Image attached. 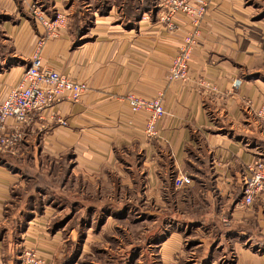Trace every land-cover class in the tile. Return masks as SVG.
<instances>
[{
  "label": "crops",
  "instance_id": "1",
  "mask_svg": "<svg viewBox=\"0 0 264 264\" xmlns=\"http://www.w3.org/2000/svg\"><path fill=\"white\" fill-rule=\"evenodd\" d=\"M84 2L81 15L91 19L89 27H73L72 20L41 46L44 31L38 34L25 24L12 28L0 47V103L37 51L43 67L89 85L80 101L61 100L31 116L24 130L35 142V165L47 178L62 179L61 159L69 154L74 166L67 182L74 184L71 192L82 209H109L114 196L127 206L131 193L139 191L140 208L155 217V227L171 218L179 223L176 229L192 228L189 240L202 241L190 245L188 255L198 254L207 264L230 256L233 264H264L254 249L264 240V191L251 204L243 194L252 164L264 159L263 23L253 20L245 0H212L188 79L169 80L179 47L195 30L191 17L174 15V30L157 18L123 24L115 17L120 15L114 0L106 14L96 11L109 3ZM0 29L7 31L5 24ZM234 76L243 79L241 87H233ZM159 92L167 114L149 134L150 112L133 109L128 97L152 99ZM20 150L2 153L1 161L23 169ZM182 173L192 182L176 188L175 177ZM25 182L21 170L0 164V226L9 222L4 211ZM180 232L173 231L163 245L179 258L186 252L173 249L181 243Z\"/></svg>",
  "mask_w": 264,
  "mask_h": 264
},
{
  "label": "rangeland",
  "instance_id": "2",
  "mask_svg": "<svg viewBox=\"0 0 264 264\" xmlns=\"http://www.w3.org/2000/svg\"><path fill=\"white\" fill-rule=\"evenodd\" d=\"M76 1L78 3L75 0L0 1V27L4 24L7 27V31L0 29V47L4 48L2 43L7 42L4 39L12 36V28L20 29L25 24L38 34L44 31L45 38L48 31L47 22L55 20L59 13L65 18L63 28L68 27L72 20L73 27L80 28L82 23H85V27H89L92 24L91 19L87 22L81 15L83 8L88 4L84 1L89 0ZM98 1H103V4L109 3L101 5L100 10L96 11L99 14L102 12L106 14L112 6V0ZM114 1L116 5L119 4L114 7L115 13L120 15L115 17L123 24L128 20L133 22L142 19L153 21L157 18L158 20L164 9L161 5L163 0H142L141 3L139 0ZM88 6L93 9L97 7L95 4ZM211 6L212 0L209 8ZM244 6L253 13V20H260L264 27V0H245ZM85 13L88 15L90 12L85 9ZM97 13L94 15H98ZM34 144L35 142L29 141L26 135L19 147L23 156L20 158L22 160L20 167L23 169L0 161V164L8 169L21 170L26 181L23 187L14 191V195L17 193V196L14 197L13 202L7 204L4 211L10 219L0 226V264H21L22 255L26 250L35 251L47 264L208 263L202 261V258L198 259L201 257L198 254L188 255L187 249L190 245H199L202 242L200 239L189 240L188 234L192 228L188 225L184 227V224H181L180 229H176L179 223L169 218L161 222L160 227H155V223L152 222L155 217L150 213L146 214L140 208L139 191L131 193L132 202L126 204L127 206H125L126 202L118 199L120 196H114L113 200L109 201L112 205L109 209L97 211L95 206L82 209L76 201V196L72 194L74 184L67 182L74 166L73 157L67 154L61 159L64 169L62 179L47 178L44 168L40 165L36 166L33 161L36 156ZM2 153L10 154L0 151V157L5 156ZM170 215L168 213L164 217ZM173 231H181V243L173 248L175 251L186 250L181 258L179 252V256H173L168 248H163ZM203 231L205 232V229ZM37 235L39 238L35 237ZM263 242L264 240L254 244V249L260 257H264ZM234 259L233 256L227 259L222 257L219 264H233Z\"/></svg>",
  "mask_w": 264,
  "mask_h": 264
},
{
  "label": "built area",
  "instance_id": "3",
  "mask_svg": "<svg viewBox=\"0 0 264 264\" xmlns=\"http://www.w3.org/2000/svg\"><path fill=\"white\" fill-rule=\"evenodd\" d=\"M161 18L167 22V27L174 30L176 24L172 21L177 13H184L192 18L195 30L186 35L184 43L171 64L169 80H187L190 75V60L192 51L198 44L201 33L200 23L207 14L210 0H163ZM46 37L40 39V45L49 38H56L65 27V18L59 13L57 18L47 22ZM234 88L243 85V79L232 77ZM89 90L85 81L75 80L59 71L46 68L42 65L40 51L33 56L27 65L19 82L12 86L6 97L0 103V151L15 152L22 145L26 133L24 127L30 122L31 116L41 115L44 110L54 106L61 100L80 101ZM130 106L135 110L150 112L147 132L154 134L158 122L167 114L163 95L158 94L152 99L139 98L133 95L128 97ZM261 113H264V104ZM15 123L10 124L9 119ZM251 176L245 179L243 193L246 204H251L257 193L264 191V160H256L251 167ZM192 182L186 174H178L174 183L176 188H182ZM21 264H47L43 258L33 250H26L22 255Z\"/></svg>",
  "mask_w": 264,
  "mask_h": 264
},
{
  "label": "trees",
  "instance_id": "4",
  "mask_svg": "<svg viewBox=\"0 0 264 264\" xmlns=\"http://www.w3.org/2000/svg\"><path fill=\"white\" fill-rule=\"evenodd\" d=\"M0 158H1V157H0ZM0 161H1V159H0ZM2 162H3V161H2ZM7 162H8V161H7ZM8 163H10V164H11L12 162L10 161V162H8ZM11 165H12V164H11Z\"/></svg>",
  "mask_w": 264,
  "mask_h": 264
}]
</instances>
